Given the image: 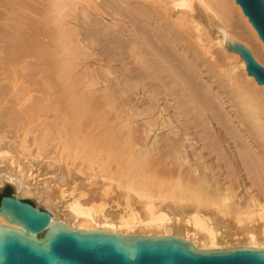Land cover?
<instances>
[{
    "label": "bare ground",
    "instance_id": "bare-ground-1",
    "mask_svg": "<svg viewBox=\"0 0 264 264\" xmlns=\"http://www.w3.org/2000/svg\"><path fill=\"white\" fill-rule=\"evenodd\" d=\"M79 1L0 0L10 16L0 24V123L35 125L72 151L66 166L39 167L29 148L15 155L0 143V173L72 229L264 249V85L227 49L241 42L263 63L264 42L241 6L91 0L83 22L74 18L82 31L63 35ZM104 13L112 21L100 26ZM101 28L130 33L129 56L100 45ZM1 224L18 228L0 214Z\"/></svg>",
    "mask_w": 264,
    "mask_h": 264
},
{
    "label": "water",
    "instance_id": "water-1",
    "mask_svg": "<svg viewBox=\"0 0 264 264\" xmlns=\"http://www.w3.org/2000/svg\"><path fill=\"white\" fill-rule=\"evenodd\" d=\"M264 42V0H236ZM264 85V66L245 44L227 46ZM10 193L11 195H6ZM13 182L0 187V214L18 226L0 225V264H264V249L199 250L177 236L122 235L72 229L37 200L22 199Z\"/></svg>",
    "mask_w": 264,
    "mask_h": 264
},
{
    "label": "rangeland",
    "instance_id": "rangeland-1",
    "mask_svg": "<svg viewBox=\"0 0 264 264\" xmlns=\"http://www.w3.org/2000/svg\"><path fill=\"white\" fill-rule=\"evenodd\" d=\"M87 2H85V0H83V1H79L77 4H76V6H75V8H72V6H71V22H70V24H69V26H71V27H75V28H60V30H61V32H63V35H65L66 33H70L71 34V29H76V30H78L79 32L80 31H82V27H81V25L79 24V22H76L75 20H74V18L75 19H79V21H80V23L81 22H83V20L85 19V17H86V15H88L87 13H88V11H91L92 12V10L90 9V7L88 6V3L90 4V5H94V2L93 1H91V0H86ZM97 1H99V0H97ZM81 8V9H80ZM79 9V10H78ZM5 11V12H4ZM87 11V12H86ZM0 13L1 14H3V16H2V18H1V21H0V24L1 25H8L9 24V22H8V20H10V16L7 14V11H6V9H3V8H0ZM103 13V12H102ZM84 14V15H83ZM85 16V17H84ZM104 19L102 18V20H101V24H99L100 26H102L103 24H107V23H110L112 20H111V17L109 16V15H105V13H104ZM117 18H119V16H116ZM88 20V19H87ZM6 21V22H5ZM76 26H77V28H76ZM102 30H101V33L100 32H97L98 34L97 35H99V37H97L96 36V39L97 38H99L98 39V41L99 40H102V41H99L98 43H100V45H102V44H104L109 50H112V51H117V50H120V51H118L120 54H125L124 56L126 57V56H129L128 54H127V52H128V47H127V45L125 46V44L122 42V41H124L127 37V39L126 40H128V39H130V37L129 36H131V34L130 33H128V32H124L123 34H122V32H119V31H116V34H115V36H116V38H115V36L113 35V33H112V35H111V31H115V29L114 28H109V30H107L108 28H101ZM67 30V31H66ZM107 30V31H106ZM66 31V32H65ZM69 31V32H68ZM107 32V36H106V34H104V33H106ZM110 33H109V32ZM104 32V33H103ZM102 33H103V35H102ZM109 33V34H108ZM122 35V36H120V34ZM117 34H119V35H117ZM128 34H130V35H128ZM100 35H102V39H101V36ZM108 35H110L109 36V38H107L108 37ZM124 35L126 36V38H123L124 37ZM70 37H71V35H70ZM122 37V38H121ZM114 38V39H113ZM118 38L119 39H121V40H118ZM69 40V38H65V40ZM103 39H105V40H103ZM110 41H109V40ZM118 40V42H117V40ZM109 42H108V41ZM112 40V41H111ZM116 40V41H115ZM133 39H132V37H131V41H132ZM70 41H71V38H70ZM105 41H106V43H105ZM122 42V44L121 43H119V42ZM130 41V40H129ZM130 41V42H131ZM102 42V43H101ZM113 42V43H112ZM109 43V44H108ZM117 43H119V44H121V45H123L122 47H121V45H116ZM107 44V45H106ZM97 45H99V44H97ZM115 46H117V47H115ZM120 46V47H119ZM125 46V47H124ZM112 47V48H111ZM114 47V48H113ZM127 47V48H126ZM120 48V49H119ZM121 48H122V50H121ZM125 49H126V51H125ZM87 52H89L88 50H87ZM85 53V52H84ZM83 53V54H84ZM127 54V55H126ZM63 55H61V57H62ZM67 56V55H66ZM65 56V57H66ZM83 56H85V55H83ZM121 56V55H120ZM60 57V58H61ZM121 57H123V56H121ZM67 58V57H66ZM72 58H69V64H72L73 63V60H71ZM131 59H127V60H125V62L127 63V64H129V65H127V66H133L134 64H130V61ZM87 61V60H86ZM261 61L264 63V57H263V59H262V57H261ZM129 62V63H128ZM261 63V62H260ZM263 63H261L263 66H264V64ZM78 70H80L81 72H84V67H83V65H81V67L78 69ZM70 76H71V70H70ZM46 84V82H44V86H45V88H47V85H45ZM38 88V87H37ZM54 90H52L50 93L52 94V101H54L55 100V96H54ZM172 104V102L170 103V105ZM170 105H169V107H170ZM172 106V105H171ZM171 109V112L173 113V108L172 107H170ZM6 120V116L5 117H3V122ZM3 122H1L0 123V134L2 135V137H3V139L2 140H0V143L1 144H6L5 146H7V145H9V147H10V149L8 150V152L10 153V154H15V155H20V150L22 149V153H24V155H26L27 156V151H25V148H29L31 151L30 152H28L30 155L29 156H27L26 158V160L28 161V160H30V161H28V162H33V164H35V165H37L36 163H38V162H40V163H38L39 164V167L41 166V164L43 163V162H45V161H55L56 159H57V161L55 162V163H57L58 165L60 164L61 166H62V164H69V163H71V153H72V151H71V148H68L67 146H64V144L62 143V141L60 140V139H50L49 137H48V134L47 133H49L48 131H44V132H39L38 130H35V125H24V126H17V125H12V126H14V127H7V128H5L4 127V124H3ZM32 154H33V157H32ZM40 155V156H39ZM42 155V156H41ZM48 155H50V156H48ZM45 157H52V160H43V158H45ZM53 159H55V160H53ZM79 162H82V160H78ZM42 162V163H41ZM54 163V164H55ZM62 163V164H61ZM57 164H55L56 166H58ZM59 165V166H60ZM65 165V166H66ZM15 166V165H14ZM41 170L42 169H39V171H38V169H35V170H33L32 172H29V175H30V184L33 186V187H37V185H39L40 184V182L39 181H42V174L40 173L41 172ZM35 173V174H34ZM37 173H39V174H37ZM33 175V176H32ZM39 176V177H38ZM3 177H5V178H7L6 179V181H8V180H10V179H8V178H10L9 176H8V174H6V172H2V173H0V179L2 180V178ZM33 179V180H32ZM8 182H11V181H8ZM39 182V183H38ZM4 184H5V182H3L2 183V185H1V187H3L4 186ZM16 196H18V197H20V198H22V199H29V200H34L35 199V197H33V196H23V195H18V194H16ZM36 200V199H35ZM46 208V207H45Z\"/></svg>",
    "mask_w": 264,
    "mask_h": 264
},
{
    "label": "trees",
    "instance_id": "trees-1",
    "mask_svg": "<svg viewBox=\"0 0 264 264\" xmlns=\"http://www.w3.org/2000/svg\"><path fill=\"white\" fill-rule=\"evenodd\" d=\"M6 195H11L10 193H7Z\"/></svg>",
    "mask_w": 264,
    "mask_h": 264
}]
</instances>
